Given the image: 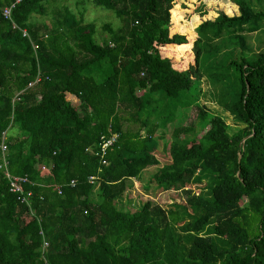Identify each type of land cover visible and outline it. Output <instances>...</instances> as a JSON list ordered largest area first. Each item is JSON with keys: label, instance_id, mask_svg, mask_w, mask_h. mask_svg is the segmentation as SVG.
I'll use <instances>...</instances> for the list:
<instances>
[{"label": "trees", "instance_id": "16d2710c", "mask_svg": "<svg viewBox=\"0 0 264 264\" xmlns=\"http://www.w3.org/2000/svg\"><path fill=\"white\" fill-rule=\"evenodd\" d=\"M13 1L0 0V164L32 196L28 206L11 193L0 168V264H264V49L246 40L264 11L222 0L225 14L199 21L202 6L189 13L177 0H92L120 22L98 42L84 10L50 14L48 0H29L10 22L1 10ZM186 16L195 33H184ZM203 75L223 111L186 102ZM175 106L194 121L182 125ZM130 181L185 204L130 209Z\"/></svg>", "mask_w": 264, "mask_h": 264}, {"label": "rangeland", "instance_id": "374dc122", "mask_svg": "<svg viewBox=\"0 0 264 264\" xmlns=\"http://www.w3.org/2000/svg\"><path fill=\"white\" fill-rule=\"evenodd\" d=\"M222 0H177V4L179 7L181 8H186L189 9V13H192L193 11H196V9L198 7L202 6V9L205 10L206 15L203 16V18L199 19V21H204L206 19L212 20L214 18L217 17L218 13L223 12L225 14V10L224 8H222V6L220 5L219 2ZM224 2H229L230 0H223ZM252 3V6L255 10H262L264 11V0H261L259 2H255L253 0H249ZM63 3L65 5H67L69 7V9H71L73 12L77 13L78 11H83V18L84 21L89 23H94V25L96 26V30H97V35L96 40L99 42L101 39L108 37L107 36V32L102 30V27L105 24H110L114 29H116L117 27H119L120 22L119 20L114 16L113 13L106 11L100 7H96L93 3L92 0H69L68 2H63V1H59V0H48V3L46 5L47 7V11L48 13H52L53 11H55L57 8L61 7V5H63ZM83 3V4H81ZM210 13V14H209ZM210 15V16H209ZM192 16V15H191ZM193 17V16H192ZM36 20L38 19L39 21H43V20H49L48 17L46 18L44 17H40V16H35L34 17ZM190 18V16L188 17ZM187 16L184 18L183 20V25L184 27L182 29H184V33H189V32H194L195 33V28L198 25V22L195 23L194 25H192V19L190 18L188 20ZM249 47H251V51L252 53H256L262 49H264V45H263V40H264V21L262 24V28L260 31H258L257 33L248 35V37L246 38ZM194 53L193 51H188V53H185L184 57L181 60H187L188 58H190ZM202 73L204 74L203 70ZM195 88L188 91L187 94H185L187 96L186 98V102H190L192 103V105H194L195 102H197L199 105H202L203 107H206L208 111H212V113H214L213 111L216 110H220L223 111L222 108H220L218 105H216L214 103V91H212V88L210 87L209 82L207 81V79L203 76L198 77L195 76ZM178 100V107L180 108L181 106H185V103ZM75 105H77V102H74ZM187 104V103H186ZM171 107L172 104L170 103ZM174 106V105H173ZM216 107L215 109L213 108ZM186 107V106H185ZM177 107L175 106V111L177 113L178 111V116H180V113H182V118L180 119V122H182V125H189V123L191 121H194L191 117L193 115V108H189L187 110H185V108L181 109L180 111L176 109ZM185 110V111H184ZM177 115V114H176ZM220 115V114H219ZM225 119V118H223ZM225 122L232 128V129H239L244 127L243 125H239L237 127V125H235L231 118H229V120L225 119ZM195 129H196V133H198L202 128H203V123L200 121H195ZM167 128L165 129V137L162 140H159L158 142V155H159V159L161 161L162 164H164L165 162H167V157H164V152H163V147L165 145H168V143L171 140V132H172V125H167ZM192 136V135H191ZM149 173L153 171V168H149ZM130 187H129V191L126 193L125 198L123 199V202H126L128 199H130V209H136L138 208L140 205H142L143 203L150 201L153 204L158 203L160 206H162L164 209H173V204H177V205H184L185 203V199H186V195L181 193V192H165V193H153V192H146L144 191V189L142 188V186L140 185L139 182H134V181H130ZM206 184V179H202L200 184H194L191 185L190 190H192L193 195H197L200 193L205 192L204 189V185ZM185 221L187 222L188 220L185 219Z\"/></svg>", "mask_w": 264, "mask_h": 264}, {"label": "built area", "instance_id": "2783aa9c", "mask_svg": "<svg viewBox=\"0 0 264 264\" xmlns=\"http://www.w3.org/2000/svg\"><path fill=\"white\" fill-rule=\"evenodd\" d=\"M24 1H29V0H14L10 5L4 6L1 10V14L5 20H8L12 22V11L16 7V5L24 2ZM12 28L17 29V26L12 23ZM22 36L27 37V33L25 30H22ZM35 47V46H34ZM32 84H29L28 87H31ZM16 100V97L13 99V101ZM4 139V135H3ZM117 140V134H111L108 139H105L104 137H101V145H100V157H101V162L102 164H106L105 160H103V157L105 156V152L108 148H110ZM2 151L5 150V147H1ZM0 168L3 170L4 177L8 180L9 182V191L14 194H19L22 195V201H25V203L30 206L29 198L32 196L30 191L24 192L23 187L24 185H30L31 183L26 177H12L9 175L7 172L6 168V163L3 162L0 164ZM40 173L41 175H49V169L45 166L40 167ZM75 183L72 181L71 185L73 186ZM54 191L60 192V187L59 186H54L53 188ZM46 247V244H44Z\"/></svg>", "mask_w": 264, "mask_h": 264}]
</instances>
